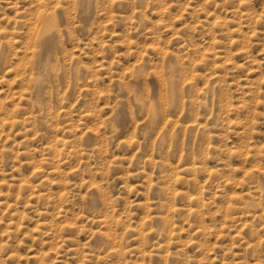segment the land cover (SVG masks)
Listing matches in <instances>:
<instances>
[{
  "label": "rangeland",
  "instance_id": "1",
  "mask_svg": "<svg viewBox=\"0 0 264 264\" xmlns=\"http://www.w3.org/2000/svg\"><path fill=\"white\" fill-rule=\"evenodd\" d=\"M0 264H264V0H0Z\"/></svg>",
  "mask_w": 264,
  "mask_h": 264
}]
</instances>
